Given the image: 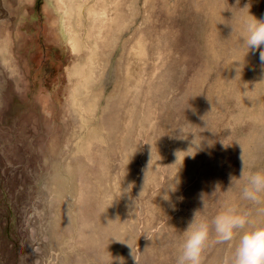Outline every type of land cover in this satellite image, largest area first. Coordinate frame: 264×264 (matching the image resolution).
<instances>
[{
	"label": "rangeland",
	"instance_id": "1",
	"mask_svg": "<svg viewBox=\"0 0 264 264\" xmlns=\"http://www.w3.org/2000/svg\"><path fill=\"white\" fill-rule=\"evenodd\" d=\"M59 2L0 0V264H264V0Z\"/></svg>",
	"mask_w": 264,
	"mask_h": 264
},
{
	"label": "bare ground",
	"instance_id": "2",
	"mask_svg": "<svg viewBox=\"0 0 264 264\" xmlns=\"http://www.w3.org/2000/svg\"><path fill=\"white\" fill-rule=\"evenodd\" d=\"M60 1L61 2H59L60 3L59 7L61 10H63L62 13L64 12V14H65V15L64 14L63 15L66 16L65 18L63 16V18L65 19V25L67 27L66 29H68V31H66V32H69V35H70L69 40H70L71 44L73 45L72 47H74L73 48L74 50L81 51L86 47V45L89 46V43H87V40H86L87 38L90 40L93 33H96V31H98L99 29H100L99 31L101 32V29L105 23V20L107 19V16L110 15L108 10L111 11L109 3L112 2V0H60ZM108 21H110V19ZM124 26H125L124 24H123V26L121 24L118 25L115 32L113 34L112 33L111 34L118 37L119 35H121L119 33L121 32V30ZM83 29H84V33H85L86 37L81 34V31ZM3 34H4V32H3ZM91 43L93 46H96V41H94V42L91 41L90 44ZM0 47L2 48V50L4 52H6V44L4 42H0ZM78 51H77V53H78ZM6 59H7V56H6ZM95 60L99 61V56H97L96 50H93L90 53V56L86 59H83V62L81 61L82 63L80 65H78V66H80L78 74L84 75L87 78V80L89 77L92 78L93 77L92 66L94 65ZM103 62L104 63L106 62V58H105V60H103ZM104 63L102 64L101 69H104ZM85 87H87V89H89V85L86 82H85ZM81 94L82 93L79 92L78 95H81ZM78 98H79L78 100L80 101L81 100L80 97H78ZM95 133H97L98 137H102L101 133H99L97 130Z\"/></svg>",
	"mask_w": 264,
	"mask_h": 264
}]
</instances>
